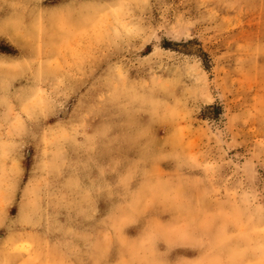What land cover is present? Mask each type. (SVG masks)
<instances>
[{
    "label": "rangeland",
    "instance_id": "obj_1",
    "mask_svg": "<svg viewBox=\"0 0 264 264\" xmlns=\"http://www.w3.org/2000/svg\"><path fill=\"white\" fill-rule=\"evenodd\" d=\"M161 240L264 264V0H0V264H167Z\"/></svg>",
    "mask_w": 264,
    "mask_h": 264
},
{
    "label": "clouds",
    "instance_id": "obj_2",
    "mask_svg": "<svg viewBox=\"0 0 264 264\" xmlns=\"http://www.w3.org/2000/svg\"><path fill=\"white\" fill-rule=\"evenodd\" d=\"M54 119H56V118H54ZM124 172L129 177L128 185L126 188H123V186L119 185L118 183H116L114 185V191H113L112 197L106 201H102L105 204L106 208H111L113 206L115 197L119 196L121 198H124V197L130 195L133 191L138 190L139 186L144 181L143 171H142V169L137 167L136 162H135V158H129L128 159V161L126 162V165H125ZM21 185H23V183H21ZM21 185H20V187H21ZM22 187H21V189H22ZM120 189H122V191ZM155 214H156L155 212H150L147 216H145L141 220L140 224L137 225V228L143 229V227H145L147 225L151 216L155 215ZM161 218H163V217H161ZM158 249H159L161 256L165 257L167 264H175V261L172 258L173 250L169 249L168 245L166 244V242L164 240H161L159 242ZM183 251L185 254L192 253V255L194 256L196 254L197 250L194 248H189V249H184ZM148 264H151V262H148Z\"/></svg>",
    "mask_w": 264,
    "mask_h": 264
}]
</instances>
